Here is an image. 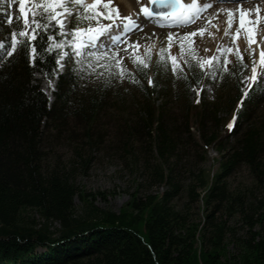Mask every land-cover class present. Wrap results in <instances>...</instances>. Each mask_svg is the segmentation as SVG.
I'll return each mask as SVG.
<instances>
[{
  "label": "trees",
  "instance_id": "1",
  "mask_svg": "<svg viewBox=\"0 0 264 264\" xmlns=\"http://www.w3.org/2000/svg\"><path fill=\"white\" fill-rule=\"evenodd\" d=\"M5 35L10 37L0 27V37ZM13 57L15 62L0 70V75H7L0 80V264H264V194L258 196L256 192L264 189V117H258L255 110L262 94H252L249 89V98L241 88L235 97L227 94L225 102L211 104L213 113L207 105L202 111L193 106L185 127L189 131L192 117L197 124V147L203 151L199 158L205 160L212 148L220 160H214L219 163L216 172L209 175L200 170L196 181L187 187L175 177L181 161L179 152L186 144L148 98L139 126L147 134V145L156 162L148 161L147 167H151L152 180L167 190L146 197L136 192L116 212L95 205L96 197L77 185L76 168L53 162L43 146L45 129L72 109L79 81L69 91L73 82L59 76L55 100L50 104L45 92L33 84L34 74L54 77L46 66L49 62L45 61L42 68H30L18 51ZM134 67L142 74L139 81L143 91H148L145 81L154 79V71ZM186 73L187 89L208 77L196 79L188 69ZM26 97L34 102L25 103ZM238 103L244 112L237 122L218 114L219 107L237 111ZM96 104L91 100L88 112L79 108L87 122ZM210 114L213 130L206 136L204 124ZM136 127H129L128 139ZM90 161V155L83 161L84 172ZM242 167L250 173V184L233 188L229 179ZM183 193L191 202L200 200L202 209H211L203 212L199 223L190 220L189 209L175 207L174 201ZM76 197L85 207L82 214L77 213ZM29 212L38 214L41 222L32 220ZM221 212L229 217L239 215L248 229L244 239L235 241L236 253L227 250L231 229L227 219L217 217Z\"/></svg>",
  "mask_w": 264,
  "mask_h": 264
},
{
  "label": "rangeland",
  "instance_id": "2",
  "mask_svg": "<svg viewBox=\"0 0 264 264\" xmlns=\"http://www.w3.org/2000/svg\"><path fill=\"white\" fill-rule=\"evenodd\" d=\"M88 2L90 3L92 0H88ZM111 3L115 6L120 17L130 15L138 26L135 33L128 35V40L139 41L142 54L145 47L151 51V59L148 62L149 66L147 69L153 70L155 77L152 84H149L148 80L145 81L149 92L143 91L142 82L139 81V78H142V74L140 75L138 70H135L134 64L127 56H125L124 63L135 77V80L126 76L123 80H113L111 86L105 87L103 79H93L91 77L79 79L73 96L74 104L72 109L65 117L50 123L49 127L45 129L43 146L48 151L53 162L59 163L66 168H71L72 166L76 168L77 185L83 191L96 197L95 205L118 212L131 200L136 192L138 196L146 197L149 194L167 190V186L159 185L152 180L150 176L151 167H147L148 161H150V164H155L156 162L147 145V134L139 126L142 107L148 98L164 114L166 124L168 126L171 125L176 134L180 135L183 143L186 144V149L179 152L181 161L177 174L175 169V177L181 184H184V187H187L196 181L200 170L209 175L216 172L219 163H214V160H220V155L210 148L207 155H205L206 159L201 161L199 155L203 154V151L197 147V124L190 117V129L187 131L185 127L186 118L190 116L193 106H199V110L202 111L204 106L207 105L213 113L215 108H212L211 104L218 101L225 102L227 94L235 97L242 86L234 78L238 77L241 79L243 76L250 75L252 60L249 54V47L239 48L243 55L242 63L247 64L248 67L244 68L243 71L236 67L241 63L236 55L237 48L232 43L237 37L234 39V34H232L234 32L232 31V35L230 33L225 34L226 19L222 24H219L215 11L189 25L163 28L146 19L141 10L142 6L148 9L151 0H111ZM222 3H225V1H222ZM227 3L230 4L231 2H226L225 4ZM233 4L238 5L239 3L233 2ZM2 7L8 8L7 4ZM10 11L13 13V23L8 24L5 19V13L0 12V22L2 23L0 27L11 34L12 30L18 28L19 0H15ZM209 19H212V23H207ZM238 20L239 16L237 23ZM117 23H122V21L118 20ZM141 24L143 25L142 29L139 27ZM214 25H220L219 29ZM65 27H68L67 24ZM198 29L205 30L203 36L199 32H197L195 37L181 36L185 41V47L188 48L190 46L189 42L194 40V44L191 45L194 48L193 55L201 57L205 61L210 55H226L230 63L227 65L228 71L220 72L216 75L209 73L202 83L195 85V87L191 85L187 89L183 75L174 76L170 69L165 73L157 74L156 63L161 55L169 51L173 55H179L180 49L175 42L177 35ZM169 33L173 34V43L170 49H168ZM2 37L0 39H3ZM259 41L264 45V38L261 35H259ZM228 47H231L233 51L230 53L218 51ZM162 48L165 53L161 52ZM251 56L258 60L259 50L251 53ZM232 69L235 70L236 75L231 74ZM186 70L187 68H185V72ZM151 72L150 76H152ZM223 77L229 80L224 82L222 80ZM51 82L52 78L46 74L37 73L33 75V84L39 86L44 92L49 89ZM154 85H157L156 90L152 89ZM55 89H57L56 85ZM196 89H199V92ZM260 99L255 110L257 116L263 118L264 94L260 96ZM91 100L96 101L97 104L94 114L87 122L81 113L82 111L78 110L83 107L85 112H88L86 108L89 107ZM239 105L238 107L237 104L236 107V109H239L233 113L228 112L223 107H219L217 109L219 111L218 114L225 118L226 121L235 123L239 117H243V105L240 103ZM234 116L235 119H233ZM241 120L240 118L239 121ZM212 121L213 115L210 114L207 116V123L204 124L206 134H210L213 130ZM135 126H137V130L131 139H128L129 127ZM209 134L206 136H209ZM88 136H90L93 148L89 144ZM89 155L91 156V161L86 172H84L82 163L87 160ZM172 161H176V153ZM250 181V173L245 167L239 168L229 179V183L233 188L248 185ZM196 190L201 196L203 195L199 185H197ZM256 192H258V196H262L264 189ZM174 203L175 207L177 206L179 209H189L190 220L194 223H199L202 215L211 210L202 209L200 200L191 202L185 193L178 197ZM75 205L77 213L82 214L85 207L79 197L75 198ZM28 216L32 220H36V222H41L38 214L29 212ZM217 217L222 220L227 219L229 230L231 229L227 240V250L230 254L236 253L238 249L235 241L244 239L247 236V227L240 220L241 217L239 215L229 217L224 212H221Z\"/></svg>",
  "mask_w": 264,
  "mask_h": 264
},
{
  "label": "snow or ice",
  "instance_id": "3",
  "mask_svg": "<svg viewBox=\"0 0 264 264\" xmlns=\"http://www.w3.org/2000/svg\"><path fill=\"white\" fill-rule=\"evenodd\" d=\"M14 2L15 0H0V12L5 13L8 24L13 23V13L10 9ZM151 2L156 3L158 8L171 10V16L166 12L152 13L142 6L141 10L146 17L153 15L164 17L170 25L177 27L193 23L194 19L208 7L206 3L203 7H196L195 0L188 5L181 4L180 0H151ZM232 2H238V0H232ZM5 4L8 6L7 9L2 7ZM227 11L225 34L229 33L234 23L232 10ZM238 11L239 20L234 31V39L242 32L247 35L252 60L251 74L243 76L240 83L244 95L250 98L249 89L253 90L252 94H264V49L259 50L258 60L251 56V53L256 51L251 45L254 43V29L260 21V9L256 8L255 17L250 15V10L241 8ZM17 20L18 28L11 31L10 37L0 39V70L15 62L13 53L18 51L30 68L33 66L42 68L45 66V61H48L46 66L52 74L64 76L73 82L69 88L71 91L75 87V81L85 77L103 79L105 87L111 86L113 80H123L126 76L135 80L125 66V56L140 71L149 66L150 49L145 47L142 54L140 42L128 40V34L132 28L137 27L136 22L130 15L120 17L111 0H92L90 3L88 0H19ZM118 20L122 23L118 24ZM207 23H212V19H209ZM66 24L69 27L66 28ZM214 26L219 29V25ZM139 27L142 29L143 25ZM204 31V29H198L177 35L175 42L180 49L179 55H173L170 51L165 53L162 48L161 52L165 54L157 60V74L165 73L170 69L174 76L183 75L187 80L185 68L191 71L196 79H199L200 75L209 73L216 75L228 71L227 65L230 61L226 55H210L205 61L193 55L194 48L191 45L194 44V40L189 42L188 48L185 47V41L181 36L195 37L197 32L203 36ZM168 41V49H170L173 43L172 33H169ZM218 51L230 53L233 49L228 47ZM236 55L241 62L239 70L243 71L248 65L242 63L243 55L238 47ZM62 60L63 63H61ZM56 69L60 71L57 72ZM231 74L236 75V72ZM5 79H7L6 74L0 75V80ZM148 83H153L151 77H148ZM192 86L195 87V85ZM196 91L199 92V89ZM27 96L32 94L28 93ZM243 99L242 96L241 100ZM32 102L34 100L26 97L25 103ZM228 127L232 128V124L229 123Z\"/></svg>",
  "mask_w": 264,
  "mask_h": 264
},
{
  "label": "bare ground",
  "instance_id": "4",
  "mask_svg": "<svg viewBox=\"0 0 264 264\" xmlns=\"http://www.w3.org/2000/svg\"><path fill=\"white\" fill-rule=\"evenodd\" d=\"M225 1L231 2V3L225 4L226 2L225 3L221 2V4L220 3L214 4L213 6H211L209 8V10L206 12V14L202 18H204L205 16L207 17L210 13L215 11L216 15H217V21L219 22V24H222L224 22V20L227 19V17H228V11L227 10H232L233 16H234V23H233L232 29L229 31V33L231 34V31L234 32L235 28L238 25L237 19L239 16V11H238L239 8L240 9L242 8L244 10H250V15L255 17L257 15L256 8L259 7V9H260V13H259L260 21H259V24L254 29V33H255L254 43L251 45V47H255L257 51L264 49V45H262L261 42L259 41V35H261L264 38V0H238V2H234V3H239L238 5L233 4L232 0H225ZM180 2H181V4L188 5V4L193 3V0H180ZM195 3H196V1H195ZM169 16H171V14H169ZM162 18H164V17H162ZM232 34H234V33H232ZM232 43H233L235 48H237V47L238 48L249 47L248 37L244 32H242L241 35L239 37H237V39L234 40ZM257 44L259 45L258 48H257ZM254 54H257V53H254ZM61 63H63V60ZM56 71L59 72L60 69H56ZM58 79H59V76L54 74V78H52V82H51L49 89L45 90L47 97L50 100V104H52L53 101L55 100V97H54V93L56 90L55 85L57 87Z\"/></svg>",
  "mask_w": 264,
  "mask_h": 264
},
{
  "label": "water",
  "instance_id": "5",
  "mask_svg": "<svg viewBox=\"0 0 264 264\" xmlns=\"http://www.w3.org/2000/svg\"><path fill=\"white\" fill-rule=\"evenodd\" d=\"M161 9H164V8H158L156 3L152 2L151 4V11L156 13V12H162Z\"/></svg>",
  "mask_w": 264,
  "mask_h": 264
}]
</instances>
